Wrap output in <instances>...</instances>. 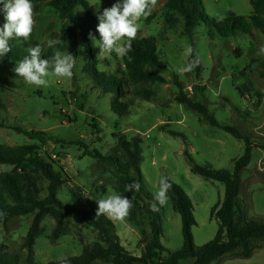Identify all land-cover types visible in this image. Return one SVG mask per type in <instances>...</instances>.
Returning <instances> with one entry per match:
<instances>
[{
    "label": "rangeland",
    "instance_id": "374dc122",
    "mask_svg": "<svg viewBox=\"0 0 264 264\" xmlns=\"http://www.w3.org/2000/svg\"><path fill=\"white\" fill-rule=\"evenodd\" d=\"M85 1L96 19L98 4L99 13H102L105 8L117 3V0ZM119 2L122 3V0ZM165 4L166 0H157L151 14L138 21L137 36L157 39V55L165 65L158 73L166 83L147 85L154 93L150 102L136 98L130 115L119 117L114 114L110 107L112 95L103 94L84 71L89 59L84 44L70 41L58 49L74 56L73 75L71 78L49 75L45 78L48 81L45 86L27 84L13 71L17 65L0 60V102L4 106L0 121L6 124V128H0V145L15 147L36 142L10 130L12 126H19L28 132H42L41 140L46 143L42 145L43 151L49 149L50 156L60 163L67 176L64 175L67 184L62 186L57 197L64 204L73 205L72 191L96 200L112 194L123 196L119 190L117 169L87 153L96 151L105 157L117 155L124 163L125 154L118 149L113 136L123 135L128 140L141 137L140 168L145 193L154 196L162 178L180 186L194 205L196 226L192 233L195 245L201 247L212 241L218 231L219 224L212 217V209L223 200L225 187L222 183L193 174L187 154L199 165L232 171L234 161L244 154L245 143L211 126L195 111L178 104L176 97L181 90L174 80L176 78L181 83L183 93L204 103L220 124L235 127L254 144L264 145V80L260 77L264 72V55L257 54L264 46V35L256 30L250 35L237 33L222 38L211 26L212 20L218 22L231 16H253L255 11L248 0H203L205 21L195 30L192 40L183 35V24L173 29L167 24ZM47 9L42 12L38 24L45 31L32 32L27 43H23L26 51L28 47L39 44L43 53L49 49L48 40H59L61 20L54 14L44 18L48 17ZM99 40L98 32L95 36L98 68L110 74L125 70L122 57L114 52L104 57L99 55ZM188 48H195L199 57V75L195 69L191 73L179 71L192 61V53L187 54ZM249 80L254 83L252 93L241 95L239 88ZM72 92L78 102L72 97ZM130 175L137 178L134 172ZM43 185H46L45 182ZM238 199L249 219L264 222V149L253 148L250 164L241 173ZM134 200L137 205L132 202L133 206L123 220L110 219L120 244L132 256L140 257L144 248L142 242L151 236L147 211L152 201L144 194L138 195V191ZM158 213L162 226L161 243L169 253H174L183 246L182 222L169 196L167 203L159 206ZM31 222L32 215H29L14 219L7 229L0 226V246L17 253L22 264L27 253L21 250V245ZM42 227L43 233L35 246V264L80 256L86 246L98 239L97 232L92 228L72 223L69 233L52 243L50 236L55 228L54 220L47 217ZM192 262L189 260L182 264ZM220 264H264V248L256 250L250 259L228 258Z\"/></svg>",
    "mask_w": 264,
    "mask_h": 264
},
{
    "label": "trees",
    "instance_id": "16d2710c",
    "mask_svg": "<svg viewBox=\"0 0 264 264\" xmlns=\"http://www.w3.org/2000/svg\"><path fill=\"white\" fill-rule=\"evenodd\" d=\"M248 1L255 11L253 16H231L218 22L212 20L211 26L218 35L229 38L237 33L250 35L256 30L264 35V0ZM202 5L203 0H167L164 6L167 24L171 29L183 24V35L192 40L195 30L205 21ZM49 7L58 13L61 20L59 34L61 43L41 52V56L43 59H51L54 51L61 49L70 41L78 45L84 44L87 48L86 53L89 55L84 71L103 94L112 95L110 107L114 114L119 117L130 115L136 98L150 102L154 97V93L147 88V85L166 83V80L158 73L165 68V65L157 55L158 47L155 37L136 36L132 41L131 51L127 56L122 57L125 70L116 74L102 72L97 66L95 40L89 38L90 33L94 37L98 36V21L92 15L88 2L53 0ZM2 8L3 4L0 3V9ZM23 43H27L24 38L14 36L9 41L11 51L0 60L16 66L28 56ZM128 56L132 59L129 60ZM196 57L197 53L193 48L191 59ZM195 70L199 75L198 66ZM260 77L264 80V72ZM174 83L181 90L176 97L178 104L195 111L211 126L220 128L245 143L244 154L234 161L232 171L215 170L209 165H199L187 154L193 174L206 180L222 183L225 187L223 200L218 201L212 209V217H215L219 224L214 239L201 247L195 245L192 230L196 226V219L192 200L180 186L167 179L172 185L167 194L174 211L181 217L183 246L174 253L166 250L161 243L160 214L153 212L150 208L147 213L150 219L151 236L142 242L144 245L142 255L132 256L120 244L113 221L106 215L96 217L98 200L76 191H72L73 205H66L58 199V192L65 183L67 184L64 178L66 173L60 163L50 156L49 149L43 151L42 145L46 143L41 140L42 132H28L19 126H12L9 127L10 130L36 141L33 144L15 147L0 145V226L7 229L14 219L32 215V222L21 245V250L27 253L24 264H35L36 242L43 233L42 224L47 217L52 218L55 223L50 236L52 243H56L62 236L67 235L72 223L90 227L98 234L97 241L86 246L80 256L47 264H95L97 262L101 264H182L189 260L193 261L191 264H220L228 258L250 259L256 250L264 248V222L249 219L238 199L241 173L250 164L252 150L254 147L264 149V145L254 144L248 136L240 133L235 127L220 124L210 114L204 103L197 102L194 97L182 92V85L176 78ZM253 88L254 83L249 80L243 84L242 88H239V91L241 95H245L252 93ZM71 95L77 98L74 92ZM75 101L78 102L77 99ZM3 109L4 106L0 102V113ZM0 128H6L4 121H0ZM113 137L117 141L118 149L125 154L126 162H121L117 155L105 157L96 151L86 152L87 155L105 164H112L117 169L120 193L135 205H137L134 200L136 191L129 192L127 187L133 182L140 185L138 195L144 194L154 203V196L145 193L146 186L140 168L142 138L135 136L128 140L123 135ZM131 172H134L137 178L131 176ZM43 191H45L44 196H42ZM0 264H22V260L17 253H11L5 246H0Z\"/></svg>",
    "mask_w": 264,
    "mask_h": 264
},
{
    "label": "clouds",
    "instance_id": "9594fccd",
    "mask_svg": "<svg viewBox=\"0 0 264 264\" xmlns=\"http://www.w3.org/2000/svg\"><path fill=\"white\" fill-rule=\"evenodd\" d=\"M3 4L5 23L0 27V58L4 57L11 51L9 41L15 37H22L27 41L33 32V4L31 0H0ZM157 0H117L110 8H105L99 13V4L97 5V19L99 21L97 31L100 35L98 47L99 55L104 57L113 52L119 57H125L132 49V41L136 38L139 30L138 21L142 17H147L156 6ZM91 40H95L92 34H89ZM60 40H48L49 48L60 44ZM28 56L20 61L13 69L17 76L22 77L29 85L45 86L48 81L45 79L49 75L60 78H71L73 68L75 66V58L70 53H62L56 50L51 59H42L40 45L30 46L27 49ZM192 49H187V54L191 55ZM264 55V46L257 53ZM131 60L132 57L128 56ZM200 60L197 56L190 63H187L179 71L191 73L199 65ZM128 191H139V183L133 182L129 184ZM172 187L166 178L160 180V187L154 193V203L150 205L153 212L159 211V206L167 203V193ZM98 209L96 217L106 215L107 217L121 221L132 208V202L129 198L119 194L109 195L105 199L97 201Z\"/></svg>",
    "mask_w": 264,
    "mask_h": 264
},
{
    "label": "crops",
    "instance_id": "0c3cea01",
    "mask_svg": "<svg viewBox=\"0 0 264 264\" xmlns=\"http://www.w3.org/2000/svg\"><path fill=\"white\" fill-rule=\"evenodd\" d=\"M53 0H31V3L33 4V18L35 20V24L33 27V31H45V29H40L38 27V24L40 23V20L42 19V12L44 11V9H47L45 11H47L49 14L47 15L48 17H44V18H49V16L52 14L58 15L57 12L53 11V9L51 7H49V4L52 2ZM167 1V0H166ZM2 4V3H1ZM47 14V13H46ZM5 23V17H4V13L3 11H0V27L3 26V24Z\"/></svg>",
    "mask_w": 264,
    "mask_h": 264
}]
</instances>
